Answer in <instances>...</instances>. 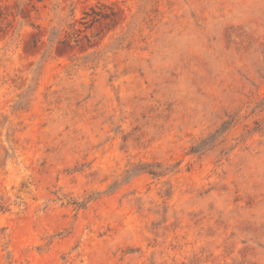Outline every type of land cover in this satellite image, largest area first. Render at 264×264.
I'll list each match as a JSON object with an SVG mask.
<instances>
[{"label":"rangeland","instance_id":"1","mask_svg":"<svg viewBox=\"0 0 264 264\" xmlns=\"http://www.w3.org/2000/svg\"><path fill=\"white\" fill-rule=\"evenodd\" d=\"M0 264H264V0H0Z\"/></svg>","mask_w":264,"mask_h":264}]
</instances>
